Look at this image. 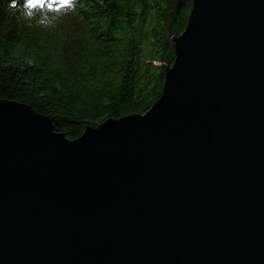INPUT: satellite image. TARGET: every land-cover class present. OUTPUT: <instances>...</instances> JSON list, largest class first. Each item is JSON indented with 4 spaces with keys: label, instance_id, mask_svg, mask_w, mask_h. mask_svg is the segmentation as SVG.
I'll return each instance as SVG.
<instances>
[{
    "label": "water",
    "instance_id": "water-1",
    "mask_svg": "<svg viewBox=\"0 0 264 264\" xmlns=\"http://www.w3.org/2000/svg\"><path fill=\"white\" fill-rule=\"evenodd\" d=\"M160 99L69 140L0 100V264H264V0H193Z\"/></svg>",
    "mask_w": 264,
    "mask_h": 264
},
{
    "label": "trees",
    "instance_id": "trees-1",
    "mask_svg": "<svg viewBox=\"0 0 264 264\" xmlns=\"http://www.w3.org/2000/svg\"><path fill=\"white\" fill-rule=\"evenodd\" d=\"M0 0V100L49 117L69 140L160 99L193 0H77L48 27ZM19 5L24 0H18Z\"/></svg>",
    "mask_w": 264,
    "mask_h": 264
},
{
    "label": "clouds",
    "instance_id": "clouds-1",
    "mask_svg": "<svg viewBox=\"0 0 264 264\" xmlns=\"http://www.w3.org/2000/svg\"><path fill=\"white\" fill-rule=\"evenodd\" d=\"M77 0H24V4L21 6L18 4V0H10L8 8L12 10H19L21 17L31 21L35 17L34 10H41V19L37 23H43L45 27H48V24L51 20L56 19L55 16L49 18L48 12L43 11L45 8L48 11H52L61 14H66L69 10L75 11Z\"/></svg>",
    "mask_w": 264,
    "mask_h": 264
}]
</instances>
